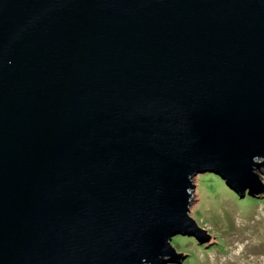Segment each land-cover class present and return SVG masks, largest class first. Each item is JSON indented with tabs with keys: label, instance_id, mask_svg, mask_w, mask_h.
<instances>
[{
	"label": "water",
	"instance_id": "1",
	"mask_svg": "<svg viewBox=\"0 0 264 264\" xmlns=\"http://www.w3.org/2000/svg\"><path fill=\"white\" fill-rule=\"evenodd\" d=\"M260 168L264 0H0V264H181Z\"/></svg>",
	"mask_w": 264,
	"mask_h": 264
},
{
	"label": "rangeland",
	"instance_id": "2",
	"mask_svg": "<svg viewBox=\"0 0 264 264\" xmlns=\"http://www.w3.org/2000/svg\"><path fill=\"white\" fill-rule=\"evenodd\" d=\"M256 172L264 183V168ZM193 183L189 214L215 238L200 243L194 235L173 236L175 249L188 254L180 263L264 264V192L239 198L212 173L194 176Z\"/></svg>",
	"mask_w": 264,
	"mask_h": 264
}]
</instances>
